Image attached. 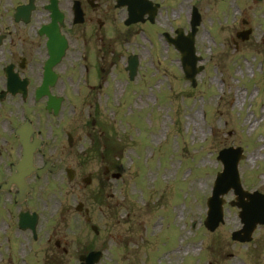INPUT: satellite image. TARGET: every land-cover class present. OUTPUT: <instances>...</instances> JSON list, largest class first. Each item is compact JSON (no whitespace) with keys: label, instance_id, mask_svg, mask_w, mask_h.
Segmentation results:
<instances>
[{"label":"rangeland","instance_id":"374dc122","mask_svg":"<svg viewBox=\"0 0 264 264\" xmlns=\"http://www.w3.org/2000/svg\"><path fill=\"white\" fill-rule=\"evenodd\" d=\"M252 1L225 0L222 5L199 0L195 46L203 69L194 87L183 78L178 52L159 38L160 29L173 32L170 24L160 20L155 25L160 29L147 26L143 34L145 25L132 27L131 41L120 42L119 66L107 72L103 65V101L84 102L82 97L73 108L74 136L92 132L90 110L98 124L82 169L92 180L82 189L61 188L79 194L91 221L86 224L66 212L45 223L67 248L61 256L52 241L45 242V230L37 241L26 232L25 239L15 226L16 212L0 211V260L8 254L4 264H57L52 254L59 257L58 264H78V255L87 249L103 250L97 264H264V225L249 242L231 239L241 226L238 208L229 205L231 190L223 195V223L213 231L203 224L206 199L222 168L220 149L239 146L243 187L264 193V0ZM237 8H245L243 17L250 19L252 32L244 41L235 38L237 31L249 28L239 22ZM129 52L139 57L131 81L124 69ZM82 145L88 147L89 140ZM108 164L120 177L105 184L102 172ZM70 193L65 200L75 213Z\"/></svg>","mask_w":264,"mask_h":264},{"label":"flooded vegetation","instance_id":"af4514ba","mask_svg":"<svg viewBox=\"0 0 264 264\" xmlns=\"http://www.w3.org/2000/svg\"><path fill=\"white\" fill-rule=\"evenodd\" d=\"M120 1L0 0V200L15 202L18 187L8 178L23 144H28L27 150H35L34 165L46 169L41 176L31 173L25 178L29 191L16 206L40 211L38 219L41 208L53 210L60 183L80 187L90 175L82 172L89 151L78 150L81 136H73L70 126L73 91L81 90L84 102L95 99L105 80L103 65L111 69L120 60L121 27L128 15ZM149 1L146 18L153 3L158 4L153 21L184 22L182 12L195 6L193 0ZM240 21L249 24L248 19ZM91 125L94 128L95 119ZM111 167L103 166L107 182ZM90 220L86 214L85 221ZM56 234L53 231L47 241L54 240L63 256L67 248Z\"/></svg>","mask_w":264,"mask_h":264},{"label":"water","instance_id":"95a60500","mask_svg":"<svg viewBox=\"0 0 264 264\" xmlns=\"http://www.w3.org/2000/svg\"><path fill=\"white\" fill-rule=\"evenodd\" d=\"M196 24V23H194ZM194 27L187 37L180 36L173 41L176 48L181 52L182 66L185 72V78L190 79L194 84V75L201 69L195 67V62L199 58L194 55L193 35ZM244 37V36H243ZM136 61L130 59L129 61V75L132 78L136 71ZM241 150L225 149L220 152L218 158L223 163V170L217 175L212 196L208 199V211L205 219V225L210 230H213L219 221L222 220V203L223 198L220 196L227 192L230 188L236 194V200L232 202L242 208L239 213L242 222L245 224L240 230L234 231L232 237L239 240L250 239V233L255 227L256 223H264V196L257 192L248 193L242 190L238 173L237 162L242 158ZM31 163V150H26L25 159L23 161L24 168H29ZM19 172L22 168H18ZM247 197L248 202H244L243 198ZM20 227H34L35 217L22 214L20 218ZM98 254H89L83 264H94L97 261Z\"/></svg>","mask_w":264,"mask_h":264},{"label":"bare ground","instance_id":"6f19581e","mask_svg":"<svg viewBox=\"0 0 264 264\" xmlns=\"http://www.w3.org/2000/svg\"><path fill=\"white\" fill-rule=\"evenodd\" d=\"M185 250H188V247H186Z\"/></svg>","mask_w":264,"mask_h":264}]
</instances>
